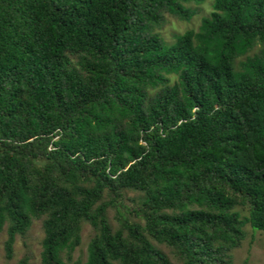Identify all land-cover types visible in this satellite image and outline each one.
Listing matches in <instances>:
<instances>
[{
	"label": "trees",
	"instance_id": "trees-1",
	"mask_svg": "<svg viewBox=\"0 0 264 264\" xmlns=\"http://www.w3.org/2000/svg\"><path fill=\"white\" fill-rule=\"evenodd\" d=\"M203 1L0 0L7 259L36 221L37 264H233L264 232V0L157 31Z\"/></svg>",
	"mask_w": 264,
	"mask_h": 264
},
{
	"label": "rangeland",
	"instance_id": "rangeland-1",
	"mask_svg": "<svg viewBox=\"0 0 264 264\" xmlns=\"http://www.w3.org/2000/svg\"><path fill=\"white\" fill-rule=\"evenodd\" d=\"M212 1L205 0L200 4L187 3L186 6L196 10L190 20H180L173 16H167L166 23L160 28V34L166 41H172L173 35L181 33L185 29H197L203 16L208 15L212 10ZM246 237L242 245L233 252V264H264V232L251 227L249 224L244 226ZM91 228L85 224L82 229V244L77 248L75 255L83 259L86 255V246ZM43 236L39 221H36L24 237L18 236L14 245V253L11 259L5 257L3 240L5 234L0 235V264H14L23 254H29L34 263L39 261L40 240Z\"/></svg>",
	"mask_w": 264,
	"mask_h": 264
}]
</instances>
